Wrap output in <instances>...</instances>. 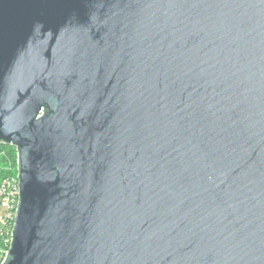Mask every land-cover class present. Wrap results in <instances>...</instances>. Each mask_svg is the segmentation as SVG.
Wrapping results in <instances>:
<instances>
[{
	"label": "water",
	"instance_id": "95a60500",
	"mask_svg": "<svg viewBox=\"0 0 264 264\" xmlns=\"http://www.w3.org/2000/svg\"><path fill=\"white\" fill-rule=\"evenodd\" d=\"M4 264H264V0H0Z\"/></svg>",
	"mask_w": 264,
	"mask_h": 264
},
{
	"label": "built area",
	"instance_id": "2783aa9c",
	"mask_svg": "<svg viewBox=\"0 0 264 264\" xmlns=\"http://www.w3.org/2000/svg\"><path fill=\"white\" fill-rule=\"evenodd\" d=\"M15 148V147H14ZM14 166L5 167L8 174L0 178V241L3 247L0 251V264H4L12 241V230L19 202L18 154L15 149ZM0 156L6 154L1 151Z\"/></svg>",
	"mask_w": 264,
	"mask_h": 264
},
{
	"label": "trees",
	"instance_id": "16d2710c",
	"mask_svg": "<svg viewBox=\"0 0 264 264\" xmlns=\"http://www.w3.org/2000/svg\"><path fill=\"white\" fill-rule=\"evenodd\" d=\"M3 151L6 156L5 158H3L2 156H0V178L2 176H4V174H8L7 172H5L7 169L5 168L8 163L12 166H14L15 163V148L11 145H7V144H0V152ZM3 247L2 242L0 241V251L1 248ZM8 259V258H7Z\"/></svg>",
	"mask_w": 264,
	"mask_h": 264
}]
</instances>
